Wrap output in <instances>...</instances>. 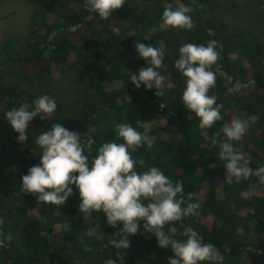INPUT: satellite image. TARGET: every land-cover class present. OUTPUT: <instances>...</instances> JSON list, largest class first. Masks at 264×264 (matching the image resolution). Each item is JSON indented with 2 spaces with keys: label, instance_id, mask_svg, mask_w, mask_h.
<instances>
[{
  "label": "trees",
  "instance_id": "16d2710c",
  "mask_svg": "<svg viewBox=\"0 0 264 264\" xmlns=\"http://www.w3.org/2000/svg\"><path fill=\"white\" fill-rule=\"evenodd\" d=\"M29 1L35 9L22 46L0 48V124L7 121V111L21 102L31 104L41 95L54 99L57 108L31 122L24 143L15 132L10 140L12 156L0 157V264H104L111 255H122L123 264H167L171 250L158 247L155 236L142 226L128 237L130 247L114 249L107 239L117 229L106 223L102 212H93L91 217L79 212L75 185L60 206L38 203L35 195L20 192L21 176L40 163L36 137L53 123L80 133L81 139L89 126L94 127L96 149L105 142H123L115 132L118 123L143 132L138 120L149 129V140L133 157L158 167L173 183L182 181L185 198L191 193V202L199 205L196 215L182 223L196 229L205 243L215 245L224 263L243 257L245 264H264V184L253 177L228 185L219 148L211 147L214 136L220 142L226 140L221 129L233 119L253 120L243 138L232 143L251 160L253 170L264 166V25L251 30L216 20L210 14L214 0H125L107 20L95 14L92 20L86 19L90 13L84 0ZM259 2L264 23V0ZM168 4L174 8L191 5L195 27H162V12ZM151 28L156 33H150ZM209 40L217 41L220 52L213 65L216 86L209 94L216 95L222 105V119L201 129L199 118L181 100L185 77L175 61L184 44ZM136 43L164 47L163 67L158 69L165 77L161 97L155 89H145L143 84L136 88L130 81V74L138 75L139 69L151 66L139 56ZM7 76L39 87L69 76L76 96L63 105L50 92H33L7 82ZM38 216L47 219L41 221ZM93 224L99 226L94 235H84ZM172 228L183 230L180 223L165 226L166 231ZM86 246L91 250L85 251Z\"/></svg>",
  "mask_w": 264,
  "mask_h": 264
},
{
  "label": "clouds",
  "instance_id": "9594fccd",
  "mask_svg": "<svg viewBox=\"0 0 264 264\" xmlns=\"http://www.w3.org/2000/svg\"><path fill=\"white\" fill-rule=\"evenodd\" d=\"M124 3L125 0H84L85 10L90 13L86 19L92 20L95 14L107 20ZM193 11L191 5L181 4L174 8L168 4L162 12L161 26L192 30L195 27L190 15ZM75 27L70 30L74 31ZM149 31L156 33L157 29ZM208 31L211 34V29ZM134 47L151 66L139 69L138 75L130 74L131 83L136 88L143 84L145 89H155V95L161 97L165 77L158 69L163 67V45L154 48L136 43ZM217 49L215 40L206 44L186 43L179 48V58L175 61V67L185 77L181 100L184 107L199 118L201 129L211 128L222 119V105L216 102V95L209 94L216 86L217 73L213 65L220 58ZM160 107L163 108L162 103ZM56 108L55 100L45 94L31 104L21 102L18 107L7 111L5 117L18 133V141L24 143L31 122L38 116L43 119L42 114L54 113ZM251 123L254 121L250 119H233L221 129L225 141L220 142L215 136L211 140V147L219 148V160L224 162L226 169L224 181L228 185L253 177L264 184V166L253 170L251 160L245 158L232 143L243 138ZM137 124L144 129L143 132L128 123L116 124L115 132L123 142H105L94 149V127L89 126L81 139L80 133L70 131L60 122L53 123L50 129L36 137L35 143L42 152L40 163L31 166L27 174L21 176V194H33L37 202L44 205L60 206L73 194L71 186L75 185L81 201L79 212L88 217L93 212H102L106 223L117 229L107 239L114 249L130 247L128 237L137 234L142 226L144 232L155 236L158 247L171 250L173 255L168 258L167 264H224V255L215 245L205 243L196 229L182 223L184 219L196 215L199 208L197 203L191 202V193L185 198L183 182L173 183L158 167L147 165L142 157H133V152L149 140V129L144 122L138 120ZM219 135V132L216 133V136ZM94 151L96 154L93 156ZM37 219L45 221L47 217L38 216ZM175 223H180L183 230H165L166 225ZM97 227L98 224H93L84 235L93 236ZM84 250L91 249L86 246ZM117 261L123 264V256L114 258L111 255L104 264H117Z\"/></svg>",
  "mask_w": 264,
  "mask_h": 264
},
{
  "label": "rangeland",
  "instance_id": "374dc122",
  "mask_svg": "<svg viewBox=\"0 0 264 264\" xmlns=\"http://www.w3.org/2000/svg\"><path fill=\"white\" fill-rule=\"evenodd\" d=\"M259 0H214L210 5V14L216 20L226 21L231 27H244L258 30L264 23L261 18ZM35 7L29 0H7L0 4V48L5 46L18 49L27 37ZM6 81L33 92H50L61 104L71 103L76 96V86L71 77L63 76L49 86L36 84L7 76ZM15 134L8 121L0 124V157L10 158V140ZM243 257L224 264H245Z\"/></svg>",
  "mask_w": 264,
  "mask_h": 264
}]
</instances>
